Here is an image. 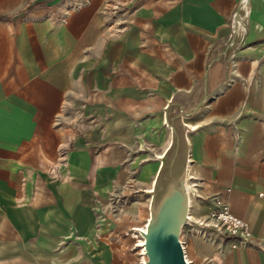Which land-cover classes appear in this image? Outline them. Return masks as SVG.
<instances>
[{"label":"crops","instance_id":"1","mask_svg":"<svg viewBox=\"0 0 264 264\" xmlns=\"http://www.w3.org/2000/svg\"><path fill=\"white\" fill-rule=\"evenodd\" d=\"M240 2L0 0V264H118L108 207L151 189L166 119L192 221L224 202L253 239L223 264H264V0H244L243 45L220 56Z\"/></svg>","mask_w":264,"mask_h":264},{"label":"water","instance_id":"2","mask_svg":"<svg viewBox=\"0 0 264 264\" xmlns=\"http://www.w3.org/2000/svg\"><path fill=\"white\" fill-rule=\"evenodd\" d=\"M167 120L173 143L160 159L149 201V219L144 239L146 264H186L180 244L188 223L189 197L186 189L187 159L179 160L180 136L175 119Z\"/></svg>","mask_w":264,"mask_h":264},{"label":"rangeland","instance_id":"3","mask_svg":"<svg viewBox=\"0 0 264 264\" xmlns=\"http://www.w3.org/2000/svg\"><path fill=\"white\" fill-rule=\"evenodd\" d=\"M195 182L198 183L197 181ZM192 183H194L193 180ZM148 187L149 185L147 184L144 188L147 189ZM146 194V192L144 193V189H127L119 201L115 203V209L111 210L110 208L113 207L111 205L108 207L109 213L115 210L119 212L120 217L123 219L122 223L126 227L123 231V236H121L119 245L116 247L117 253L120 256L118 264H140L141 262L142 255H140L141 248L139 247V241L141 238L137 242L138 247H136L137 239L132 238L134 231L130 228L142 226L146 222L145 220L148 216L147 205L150 199L148 194V197ZM195 211L196 203H194L191 208V215L193 218H196ZM207 215L208 213H203L202 217L199 219L201 221H205L207 219ZM191 222L192 226H185L181 231V240L184 242L185 238L195 237L198 240V250H200L203 244L210 245L215 249V255L211 257L199 256L196 261H192L190 257H188V259L192 261V264H223V260L227 258L229 252L233 250L227 242V237L219 234L215 230L200 228L194 223V221ZM134 237L138 236L134 234ZM214 257H217L218 260L214 261Z\"/></svg>","mask_w":264,"mask_h":264},{"label":"built area","instance_id":"4","mask_svg":"<svg viewBox=\"0 0 264 264\" xmlns=\"http://www.w3.org/2000/svg\"><path fill=\"white\" fill-rule=\"evenodd\" d=\"M244 8H245L244 0H241V2L237 7V10L232 15L230 21V32L227 36V40L224 43V47L222 48V50L223 49L224 50L220 54L221 57L227 56L229 60L233 59L237 51L243 45L244 35L246 33L245 17L247 16V13ZM186 189L188 193V188L186 187ZM188 197H189V193H188ZM189 211H190V204L188 205V212H187L188 223L186 224L188 225L191 223L192 226V222L189 218ZM186 224L183 226V228L186 226ZM197 225L198 227L203 229L215 230L219 234H222L227 238L231 239L229 241L231 249H237L240 246L248 245L253 239L248 224L245 221L233 215L230 212L228 205L218 199L214 200V207L208 212L207 219L203 221L201 224H197ZM131 230L134 231L133 229ZM134 233L137 236L142 237L140 232L136 233L134 231ZM179 240L182 247L185 263L192 264L191 260L186 259L187 254L185 250V243L181 240V238H179Z\"/></svg>","mask_w":264,"mask_h":264},{"label":"bare ground","instance_id":"5","mask_svg":"<svg viewBox=\"0 0 264 264\" xmlns=\"http://www.w3.org/2000/svg\"><path fill=\"white\" fill-rule=\"evenodd\" d=\"M162 157V156H161ZM161 157H159L158 158V161H159V166H160V158ZM189 167V166H188ZM188 173H189V169H187V176H186V187L188 188V193H189V204H190V208H191V206H192V204H193V199H194V196L192 195L193 193H194V189H193V187H192V183L190 182V179H192V176L190 175V173H189V175H188ZM153 182H154V180H153ZM153 182H152V185H151V189L150 190H147L146 191V193L148 194V196L150 195V193L149 192H151V191H153L152 190V187H153ZM150 198V197H149ZM150 200V199H149ZM190 213V212H189ZM189 218H190V220L192 221V217L190 216V214H189ZM148 219H149V216H148ZM148 219L146 220V222H145V224L144 225H142V226H139V227H135V228H132L136 233H139V232H145V228H146V224H147V222H148ZM202 222H200V223H197V224H201ZM191 224V223H190ZM190 224H188V225H190ZM187 224H186V226H188ZM196 232V231H195ZM133 234H135V233H133ZM139 237V236H138ZM139 238H141V240L139 241V247L141 248V253H140V255H142V258H141V262H140V264H146V257H145V251H144V239H143V237H139ZM136 247H137V243H136ZM186 257H187V255H186ZM187 260H189L188 259V257L186 258Z\"/></svg>","mask_w":264,"mask_h":264},{"label":"trees","instance_id":"6","mask_svg":"<svg viewBox=\"0 0 264 264\" xmlns=\"http://www.w3.org/2000/svg\"><path fill=\"white\" fill-rule=\"evenodd\" d=\"M231 239L227 238V242H229Z\"/></svg>","mask_w":264,"mask_h":264}]
</instances>
